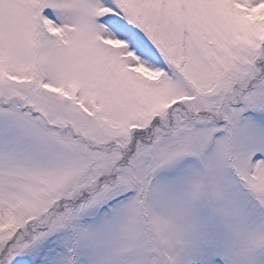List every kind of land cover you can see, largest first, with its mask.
I'll list each match as a JSON object with an SVG mask.
<instances>
[{
    "label": "snow or ice",
    "instance_id": "6c2138e0",
    "mask_svg": "<svg viewBox=\"0 0 264 264\" xmlns=\"http://www.w3.org/2000/svg\"><path fill=\"white\" fill-rule=\"evenodd\" d=\"M188 147L232 219L193 210L160 264H264V0H0V264H119L82 230Z\"/></svg>",
    "mask_w": 264,
    "mask_h": 264
},
{
    "label": "rangeland",
    "instance_id": "374dc122",
    "mask_svg": "<svg viewBox=\"0 0 264 264\" xmlns=\"http://www.w3.org/2000/svg\"><path fill=\"white\" fill-rule=\"evenodd\" d=\"M141 199L117 216L82 230V242L101 259L119 264H160L170 259L173 225L196 210L214 212L220 225L232 219L233 206L225 179L212 161L188 147L162 155L147 170Z\"/></svg>",
    "mask_w": 264,
    "mask_h": 264
}]
</instances>
